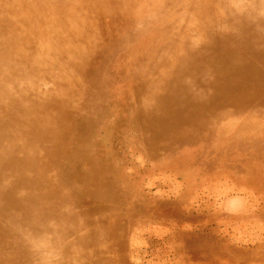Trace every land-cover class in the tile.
Segmentation results:
<instances>
[{
	"label": "rangeland",
	"instance_id": "374dc122",
	"mask_svg": "<svg viewBox=\"0 0 264 264\" xmlns=\"http://www.w3.org/2000/svg\"><path fill=\"white\" fill-rule=\"evenodd\" d=\"M234 1L243 10L257 4V0ZM14 2L32 18L17 17L16 25L24 22V31L10 32L29 33L27 19L36 21L42 15L46 27L69 26L75 31L76 24L80 31L75 35L91 31L97 51L87 58L68 48L59 54L80 80L74 90L71 71L57 84H43L61 95L53 120L18 115L11 128L0 123V134L26 132L23 142L7 138L5 147L24 157H15L20 165L28 161L42 171L41 175L28 165L26 175L19 172L6 184L36 182L32 200L36 205L46 200L54 214L45 222L58 226L34 237L29 227L17 235L0 222V264H264V72L250 79L249 90H259L226 96L236 101L221 97L219 112L206 104L197 111L180 110L150 94L138 109L114 116L106 111V119L91 116L98 119L95 125L84 128L76 118L84 88L96 89V81L89 78L118 73V52L126 58V68H117L122 72L137 65L140 69L146 60L153 64L162 50L163 60L168 64L171 60L174 68V61L182 63L174 44L181 38L200 37L196 51L209 57L204 60L205 72L218 60L233 61L226 50L234 37L229 31L216 33L221 30L219 17L202 16L209 6L204 8L202 0ZM201 25V31L194 30ZM260 42L248 51L251 56L264 54V41ZM251 71L256 70L249 66L250 75ZM192 73L205 74L202 69ZM3 89L0 86L1 94ZM14 95L24 98L20 91ZM246 96L250 98L239 99ZM122 97L114 101L121 102ZM201 97V92L196 93L194 102L203 103ZM177 98L182 99L180 93ZM107 103L106 99V109ZM184 127L191 128V135L181 132ZM4 195L8 201L12 197L1 191L0 212ZM78 226L80 232L66 239ZM29 243L41 251L35 253Z\"/></svg>",
	"mask_w": 264,
	"mask_h": 264
},
{
	"label": "bare ground",
	"instance_id": "6f19581e",
	"mask_svg": "<svg viewBox=\"0 0 264 264\" xmlns=\"http://www.w3.org/2000/svg\"><path fill=\"white\" fill-rule=\"evenodd\" d=\"M14 1L16 0H0V86L6 88L3 89L6 91L2 93L5 97L0 93V123L3 122L6 126L9 125V128H11L12 120L18 115L26 119L41 118L42 115L48 117V120H53V118L57 117V104L61 101V95L57 93L54 88L47 89L43 84H57L59 78H66L67 74H70L71 71L70 78H72V80L70 83L74 85V90L78 88L80 80L79 75H76L73 70L68 67L59 54L66 53L68 48L78 53L76 54L77 56L87 54V58L91 56L93 52L97 51L96 47H94V34H92L91 31L81 32L75 35V32L80 29L76 24L72 26L75 31H72L69 26L68 29L62 28L61 25L46 27V24L42 21V17H40L42 15H39L36 21L27 19L28 29L26 30L29 31V33L25 32L22 34L21 32H10L22 31L24 29L23 20V24L16 25L17 17L21 16L22 19L25 18V16L27 18H32V16H28L25 11L18 8L17 5L15 7ZM202 1L204 2V0ZM204 3L206 4L204 8L209 6V9H207L208 11H203L202 16L208 17V15H211L214 17L217 16L220 19L216 18V20L220 22L221 28V30L216 33H221V31H224L223 33H227L226 31L232 33L234 43L228 45L226 51L229 53L226 54V56H229L233 61L222 62L218 60L217 63L213 64L211 69H207L205 72L203 69L207 63L205 64L204 60H207L209 57L207 54L201 55L199 51H196L198 42L201 40L200 37H197L196 40L193 37L181 38V41H178L179 43L177 42L178 45L174 44L175 47L178 46V55L182 58V61H180L182 62L181 64L174 61V64H176L174 68L171 66L173 64L171 60L169 62L170 65L166 60H163L165 50H162L158 52L157 58L153 64L149 63V60H146L142 68L139 69L137 65L135 67H130L126 72H122L117 68H120V66L126 68L123 65L126 58H123L118 52L116 54V72L118 71V73L116 75L110 74L108 71L107 74H97L95 77H92V79L91 77L89 78L88 81L90 82H93V80L96 81V89L90 88V85L84 88L83 94L80 97V105L75 110L77 122L85 128L88 125L97 124L98 119H106V111L114 116L125 109H138L140 104H142L143 98L148 97L150 94L154 98H159L161 101H164L163 105L166 106L171 104L180 110L184 107L187 110L192 108L193 111H197L200 105L206 104L212 107L213 110L219 112L222 109V105L218 102L221 97H223L225 101H236L228 99L226 96L236 97V92H239L237 96L242 97L245 94L253 95V91L259 90V88H253L252 91H250L249 86L250 79H258L259 71L264 72V54L254 57L251 56L248 51L252 46L261 43L260 41H264V15L261 14L264 12V0H257V4L254 7L250 5L248 9L244 10L240 9L234 0H206ZM203 5H200L201 9H203ZM104 15L106 17V14ZM74 17L78 18V15L75 14ZM201 28L202 25L200 28L198 27L194 30L199 32ZM177 38L178 37L175 36L174 39ZM140 64L141 63H139V65ZM243 65L247 67V70L243 69ZM249 66L256 70L254 73L251 71V75L248 72ZM64 67L66 70L63 69ZM201 69L202 72L204 71L205 73L203 76H199L198 73H192V71L201 72ZM107 75H109V80L106 79ZM189 77H192L191 83H188ZM65 80L68 81L67 79ZM147 80L149 82H147ZM207 81L211 82L212 85L207 87L205 85ZM239 81L241 82L239 83ZM70 83L68 81V88L70 87ZM9 84L12 86H9ZM240 88H242V91H239ZM15 91L24 93V98L16 99L17 97L14 95ZM199 92H201L203 103L194 102L193 100L196 93L198 94ZM178 93H180L182 99L177 98ZM121 94H123L121 102L114 101V98L119 97ZM207 95H209L208 100L205 98ZM249 98L250 96H246L239 99L247 100ZM106 99L108 100L107 109ZM3 100L7 102L4 103ZM91 116L98 117V119H93ZM15 120L13 121L15 122ZM23 131L24 130L21 129L13 133L6 132L7 135L6 133L3 135V132L0 134V193L4 190L12 196L11 198L9 197L11 203H9L6 195L1 198L4 207L2 212H0V222L6 229L10 227L17 235L22 232L24 227H29L32 236L38 237L39 234L47 232V229L58 230L57 224L52 225L45 222L46 217L54 214V209H51L52 206L47 204L46 200L38 201L39 203H37V205L33 202L34 193L38 190L36 188V182L28 184L20 182L13 183L10 181V183L6 184L7 180L17 178L19 172L26 175V169L24 168H28L26 167L28 165L32 170L35 172L38 171V173L42 175V171H39L37 167L30 164L28 161H25L26 165H20L18 159L15 158L19 155L16 154L15 156L11 150L5 147L7 138H11L10 140H15L20 143L23 142L26 136V132ZM181 132L191 135V128L184 127ZM187 136L186 140L189 139ZM18 158L24 159L23 156ZM120 159L118 158V160ZM141 167L143 168V166ZM98 168L100 169V166ZM126 172H128V170H126ZM146 194L150 195V193ZM30 211L32 214H29ZM22 213L28 216L24 218L19 217ZM36 216H38V220ZM80 228L81 226H78L69 231L66 235V239H70L77 235L80 232ZM64 235L65 234L61 235V237H64ZM29 241L32 242L31 240H28V242ZM28 245L34 248L35 253L42 249L37 244L33 245L29 243ZM52 247L53 246L50 248ZM54 247L57 250L59 249L57 246ZM50 252L53 253V251ZM80 256L82 257V255Z\"/></svg>",
	"mask_w": 264,
	"mask_h": 264
}]
</instances>
